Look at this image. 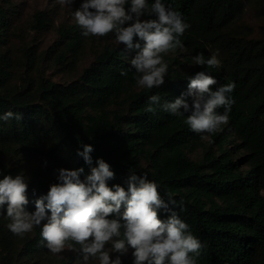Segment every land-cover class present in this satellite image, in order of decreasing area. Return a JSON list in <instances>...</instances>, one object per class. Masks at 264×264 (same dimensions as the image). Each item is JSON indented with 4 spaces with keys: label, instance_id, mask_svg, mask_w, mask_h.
<instances>
[{
    "label": "trees",
    "instance_id": "16d2710c",
    "mask_svg": "<svg viewBox=\"0 0 264 264\" xmlns=\"http://www.w3.org/2000/svg\"><path fill=\"white\" fill-rule=\"evenodd\" d=\"M153 2L148 0L149 5ZM163 2L190 25L180 37L183 47L176 51H190L193 56L187 61L194 62L193 57L200 53L210 58L209 45L219 46L227 54V71L221 64L215 69L196 65L185 71L179 68L183 62L175 57L171 63L166 61L169 67L163 86L136 90L135 69L130 65L136 50L130 49V58L125 46L105 44L95 61L70 84L46 82L39 97L31 90L0 95V115L12 111L22 116L20 120H0V142H23L33 150L48 145L55 160L70 170L84 169L82 180L90 166L77 152L91 145L92 166L102 158L115 173L108 181L110 187L120 184L127 189L131 172L146 175L158 184L165 202L170 197L176 202L177 207H169L203 245L198 264H264V39L225 33L224 28L243 7L239 0ZM35 19L39 28L48 26L47 12H39ZM5 23L1 9L0 31ZM60 33L68 50L77 53L82 48L84 36L77 24ZM199 71L217 79L213 90L235 84L228 124L215 133L198 134L185 123L187 113L176 116L157 110L153 115L145 111L151 95H159L163 102L187 92L189 78ZM192 100L187 97L189 105ZM119 104L127 107L110 109ZM198 147L203 149L202 158L194 160L189 152ZM3 175L15 176L11 169L0 173V179ZM50 185L42 178L28 181L27 210L35 211L34 201L46 195ZM159 214L167 219L164 209ZM40 231L26 243L27 250L44 247ZM132 261L130 256L122 264Z\"/></svg>",
    "mask_w": 264,
    "mask_h": 264
},
{
    "label": "clouds",
    "instance_id": "9594fccd",
    "mask_svg": "<svg viewBox=\"0 0 264 264\" xmlns=\"http://www.w3.org/2000/svg\"><path fill=\"white\" fill-rule=\"evenodd\" d=\"M56 2L71 6L75 0ZM145 14L156 18L142 20ZM71 15L84 37L114 34L117 44L135 49L130 60L135 69L133 78L137 87L146 89L166 83L169 66L164 57L183 47L180 37L190 27L182 14L163 0H154L151 5L148 0H82ZM193 61L201 67H220L217 54L205 59L200 53ZM217 84L214 76L199 71L189 78L187 92L163 102L159 95H151L145 111L153 115L157 110L176 116L187 113L185 123L192 131L215 133L228 124L235 103L231 96L235 84L220 85L213 90ZM188 96L193 97L191 105ZM221 108L223 112L219 111ZM11 119L20 120L22 116L12 111L0 115L2 121ZM93 151L91 145H84L83 151L77 152L90 166L89 174L82 180L83 168L58 169L59 182L50 185L47 194L34 201L35 211L27 210V178L22 174L3 175L0 215H6L10 221L8 230L23 236L39 226L40 236L52 254L62 253L67 246L81 254L82 264H89L90 259L98 264H122L121 258L130 250L132 264H198L203 245L169 207H177L176 202L171 197L165 202L158 184L146 175L131 172L127 189L120 184L110 187L108 181L115 178V173L102 158L92 166ZM182 205L181 200V210ZM161 209L168 213L167 219L160 218ZM73 245H79V249ZM112 253L117 254L114 259Z\"/></svg>",
    "mask_w": 264,
    "mask_h": 264
},
{
    "label": "rangeland",
    "instance_id": "374dc122",
    "mask_svg": "<svg viewBox=\"0 0 264 264\" xmlns=\"http://www.w3.org/2000/svg\"><path fill=\"white\" fill-rule=\"evenodd\" d=\"M239 1L243 4L240 14L224 28L225 33L246 39H264V0ZM81 3L82 0H75L71 6H61L56 0H0V10L4 11L6 21L3 31H0L3 40L0 42V95H15L31 90L39 97V91L46 82L67 85L79 79L105 44L125 46L117 44L114 34H109L105 37H84V44L77 53L68 50L67 40L62 38L60 32L63 28L76 25L71 14ZM39 12H47V27L39 28L36 25L35 18ZM125 49L131 58V50L126 46ZM209 50L211 54H217L220 64L227 71L226 51L212 45H209ZM192 56L190 51L182 49L164 58L171 63L175 57H179L183 62L179 68L189 71L196 66L194 62L187 61ZM124 107L127 105L119 104L112 105L110 109L120 110ZM47 147L33 150L23 142H0V173L11 169L15 175L22 174L28 181L42 178L51 184L58 183L57 170L69 167L55 160ZM202 154V147L189 152L194 160H200ZM9 222L6 215H0V264H82L81 254L69 250L67 246L59 254H52L45 243L39 250H27L26 243L34 239L41 228L37 226L31 233L16 236L8 230ZM73 247L79 249V245ZM111 255L114 259L117 254ZM130 256L131 250L121 259L123 261ZM89 264H98V261L90 259Z\"/></svg>",
    "mask_w": 264,
    "mask_h": 264
}]
</instances>
